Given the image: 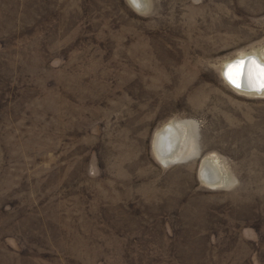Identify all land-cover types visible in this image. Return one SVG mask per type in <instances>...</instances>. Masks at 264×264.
Here are the masks:
<instances>
[{
    "label": "rangeland",
    "instance_id": "obj_1",
    "mask_svg": "<svg viewBox=\"0 0 264 264\" xmlns=\"http://www.w3.org/2000/svg\"><path fill=\"white\" fill-rule=\"evenodd\" d=\"M139 1L0 0V264H264V0Z\"/></svg>",
    "mask_w": 264,
    "mask_h": 264
},
{
    "label": "bare ground",
    "instance_id": "obj_2",
    "mask_svg": "<svg viewBox=\"0 0 264 264\" xmlns=\"http://www.w3.org/2000/svg\"><path fill=\"white\" fill-rule=\"evenodd\" d=\"M136 3H140L136 0ZM254 57L259 63L264 65V58L257 53H247L234 59L228 60L224 68L222 69L225 79L227 82L239 92L249 95H261L264 94V88L261 91H254L249 88L256 85L259 80L261 73L256 71L254 75L253 71L249 69L248 59ZM237 59H239L237 61ZM184 135L179 132L178 128L172 123H168L163 126L155 135L154 148L158 156L161 158H172L177 155H182L184 152ZM186 154V153H185ZM207 169H211L213 172L212 176L207 175ZM218 167V161L211 157L205 156L201 161V174L211 184H220L223 181L221 171ZM210 175V174H209ZM207 176L209 178H207Z\"/></svg>",
    "mask_w": 264,
    "mask_h": 264
},
{
    "label": "water",
    "instance_id": "obj_3",
    "mask_svg": "<svg viewBox=\"0 0 264 264\" xmlns=\"http://www.w3.org/2000/svg\"><path fill=\"white\" fill-rule=\"evenodd\" d=\"M238 60H239V59H237V61H238ZM247 63H248L249 69H250L251 71H253L254 75L257 74V73H256L257 70L260 71L261 68H264V65H263V64L259 63L257 59H255L254 57H251V56L249 57ZM260 73H261V72H260ZM226 80H227V79H226ZM227 81H228V80H227ZM228 82H229V81H228ZM261 82H262V76H260V80H259V82H258L256 85L251 86V88H249V89L254 90V91H261V89L264 88V87L261 86ZM229 83H231V82H229Z\"/></svg>",
    "mask_w": 264,
    "mask_h": 264
},
{
    "label": "snow or ice",
    "instance_id": "obj_4",
    "mask_svg": "<svg viewBox=\"0 0 264 264\" xmlns=\"http://www.w3.org/2000/svg\"><path fill=\"white\" fill-rule=\"evenodd\" d=\"M260 72H261V76H262L261 86L264 87V68H261Z\"/></svg>",
    "mask_w": 264,
    "mask_h": 264
}]
</instances>
